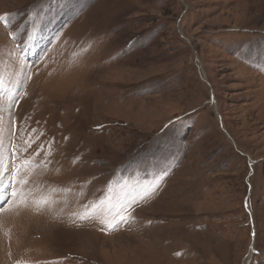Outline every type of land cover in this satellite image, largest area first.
Listing matches in <instances>:
<instances>
[{
    "label": "rangeland",
    "instance_id": "374dc122",
    "mask_svg": "<svg viewBox=\"0 0 264 264\" xmlns=\"http://www.w3.org/2000/svg\"><path fill=\"white\" fill-rule=\"evenodd\" d=\"M0 16V180H29L0 213V264H264V0H0ZM162 170L130 223L79 219Z\"/></svg>",
    "mask_w": 264,
    "mask_h": 264
},
{
    "label": "snow or ice",
    "instance_id": "6c2138e0",
    "mask_svg": "<svg viewBox=\"0 0 264 264\" xmlns=\"http://www.w3.org/2000/svg\"><path fill=\"white\" fill-rule=\"evenodd\" d=\"M0 23H3L5 27H11L12 21L7 16H0ZM12 38L14 40L17 39L15 35ZM36 155H39V152ZM29 164V161L23 162L24 166ZM166 175L167 170H162L158 173V177L152 185L145 187L141 192L130 196V198L126 197L118 205H113L110 197L102 198L91 205H84V211L79 215V219L87 220L98 218L99 216L100 223L105 225L107 231L118 230L121 224H128L133 220L131 212L134 211V205L154 195ZM28 183V178L25 175H21V165H16L12 169L7 181L0 180V213L12 207L28 204V194L23 191V186ZM32 203L37 207H41L51 205L55 201L51 200L48 196H41L38 199L34 198Z\"/></svg>",
    "mask_w": 264,
    "mask_h": 264
},
{
    "label": "water",
    "instance_id": "95a60500",
    "mask_svg": "<svg viewBox=\"0 0 264 264\" xmlns=\"http://www.w3.org/2000/svg\"><path fill=\"white\" fill-rule=\"evenodd\" d=\"M203 78V80L209 85V83L206 81V79L204 78V77H202ZM210 86V85H209ZM218 118L220 119V122H221V124H222V120H221V117H220V115H218ZM222 127H223V130H224V133L226 134V136L228 137V138H230V136H229V134L227 133V131L224 129V126H223V124H222ZM233 143V142H232ZM234 144V143H233ZM235 145V144H234ZM250 163H251V165L254 163L252 160H250Z\"/></svg>",
    "mask_w": 264,
    "mask_h": 264
}]
</instances>
